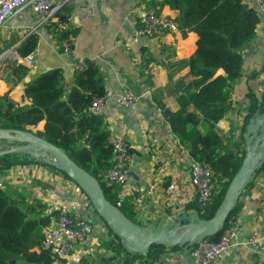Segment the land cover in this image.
Listing matches in <instances>:
<instances>
[{
	"label": "crops",
	"instance_id": "0c3cea01",
	"mask_svg": "<svg viewBox=\"0 0 264 264\" xmlns=\"http://www.w3.org/2000/svg\"><path fill=\"white\" fill-rule=\"evenodd\" d=\"M160 1L55 0L70 10L67 29H78V35L67 52L64 48L61 50L56 35L48 27L32 32L37 15L31 6L9 18L0 28V96L9 94L16 106L31 105L32 100L25 94L26 85L55 69L62 72L66 100L76 86L79 74L75 73V66L81 61L98 66L104 75L106 91L127 89L138 97L132 110L109 103L107 114L102 117L110 136H122L131 148V178L124 189V199L134 221L146 228L158 226L176 214L194 215L196 212L189 206L197 201L196 190L190 181V167L195 160L190 147L172 132L161 106L172 112L179 110L177 97L181 94V87L178 83L183 81L188 85L192 76L188 67L178 68L177 62L187 61L194 55L199 37L191 31L183 35L178 29L174 33L136 40L137 11L155 9L152 4ZM243 2L259 12L260 23L255 39L241 50L243 66L240 79L233 84L231 110L217 125L204 120L198 131L204 135L216 126L225 148L243 151L246 155L241 128L251 99L256 100L257 108L264 105V16L253 0ZM159 13L176 22L177 10L166 5L159 9ZM57 20L55 17L53 22ZM32 34L38 36V45L30 54L34 61L30 67L26 63L30 55L22 56L20 49ZM17 65L29 69L21 79L19 72H13ZM217 75H225V72L219 70ZM44 128L45 121H42L29 129L36 134L44 132ZM170 184L182 191L177 203L169 202L167 197ZM0 185L18 187L29 203L39 200L46 204L47 214L68 210L84 215L87 211L85 196L79 192L78 186L61 173L38 164L11 168L0 176ZM67 188L72 190V195L63 193L65 197L59 200L58 195L68 192ZM77 192L83 198L80 195L79 199ZM240 204L241 209L234 219L238 227L237 245L214 264H264V252L255 253L243 244L253 235L259 236L264 244V164L254 176L251 188L240 198ZM91 217L95 223L92 241L78 248L64 264H121L125 253L116 255L110 246H103V242L110 238L108 229L93 211ZM191 252L189 245L167 248L159 258L146 260L143 257L135 264H192Z\"/></svg>",
	"mask_w": 264,
	"mask_h": 264
},
{
	"label": "trees",
	"instance_id": "16d2710c",
	"mask_svg": "<svg viewBox=\"0 0 264 264\" xmlns=\"http://www.w3.org/2000/svg\"><path fill=\"white\" fill-rule=\"evenodd\" d=\"M166 5L178 11L176 24L183 35L191 31L199 39L194 55L187 61L177 62L178 68L188 67L192 76L188 85L183 81L178 83L181 87V94L177 97L179 110L172 112L161 106L162 113L172 132L190 147L193 159L211 167V202L204 211L197 201L189 206L202 219H211L219 208L230 181L239 170L245 153L225 148L216 126L204 135L198 131V127L204 120L217 125L231 110L233 84L240 79L243 66L241 50L255 39L260 16L257 10L248 7L243 0H161L152 4L158 13ZM69 16L70 10L64 6L55 14L58 20L48 27L56 35L61 50L66 40L73 41L78 35V29H59L68 23ZM37 45L38 36L30 35L21 46V55L32 54ZM87 64L88 68L77 76L76 86L66 100L64 79L59 69L46 72L26 85V97L32 100L29 106H16L9 94L0 96V129L32 132L30 127L45 121L44 132H37L36 135L61 148L79 166L96 177L107 199L117 206L121 190L108 186L100 176L114 166L109 143L110 133L106 129L104 117L90 111L93 98L102 97L106 93L104 75L96 64ZM219 70H223L225 75H217ZM13 72H19L21 79L28 74L29 69L17 65ZM250 103L245 121L257 110L254 98ZM32 163L61 173L73 182L65 173L27 153L0 156V176L7 174L15 166ZM252 183L253 179L243 195L248 192ZM90 206L110 235L103 246H110L116 255L125 253L121 264H135L137 259L143 257L155 260L167 249L152 246L146 254L129 252L91 202ZM117 207L135 222L128 211L126 199ZM47 208L39 200L29 203L27 196L16 186L0 185V264H54L51 253L42 248L43 228L50 223ZM240 209L239 199L225 228L231 220L234 221ZM61 211L52 213L58 217ZM221 234L222 232L209 239L217 242ZM189 246L192 249L194 247Z\"/></svg>",
	"mask_w": 264,
	"mask_h": 264
},
{
	"label": "built area",
	"instance_id": "2783aa9c",
	"mask_svg": "<svg viewBox=\"0 0 264 264\" xmlns=\"http://www.w3.org/2000/svg\"><path fill=\"white\" fill-rule=\"evenodd\" d=\"M253 2L264 16V0H253ZM29 6L37 15V23L32 28V32H35L39 28L49 27L56 12L64 6V3L57 4L55 0H0V28L9 18ZM135 16L136 40L155 37L162 33H174L178 30L176 22L162 16L155 9H139ZM70 20L71 17L68 18V23ZM68 23L63 24L59 29H67ZM71 47V39L63 43L66 52ZM33 62V56H28L27 65L31 67ZM87 68L88 64L81 61L76 64L75 73L80 74ZM111 102L121 109L132 110L138 102V97L127 89L121 92L106 91L104 96L93 98L90 111L96 115L105 116ZM109 143L112 147L114 166L100 176L108 186L121 190L117 203V206H120L125 197L124 189L129 185L131 178V148L122 136L116 134L109 137ZM212 177L213 173L209 164L200 161H194L191 164L190 181L196 190L197 202L202 211L213 197ZM166 191L171 203H177L182 197V191L175 184H170ZM85 201L87 211L84 215L71 213L68 210H62L58 217L52 213L53 211L49 213L50 223L43 228L42 248L51 253L54 264H63L74 255L78 248L89 245L93 239L95 232V223L91 217L93 209L87 197ZM237 240L238 227L235 221L231 220L217 242L206 238L194 245L191 252L192 264H214L231 252L237 245ZM243 244L255 253L264 252L263 240L257 235H253Z\"/></svg>",
	"mask_w": 264,
	"mask_h": 264
},
{
	"label": "water",
	"instance_id": "95a60500",
	"mask_svg": "<svg viewBox=\"0 0 264 264\" xmlns=\"http://www.w3.org/2000/svg\"><path fill=\"white\" fill-rule=\"evenodd\" d=\"M246 155L230 181L223 200L211 219L198 213L187 216L176 214L158 226L141 227L109 201L100 181L79 166L61 148L29 131L0 129V156L30 154L65 173L81 189L98 214L121 239L131 253L146 254L152 246L167 248L194 246L199 241L220 234L239 199L264 164V105L249 115L241 128ZM10 148H7V145ZM173 225H175L173 227Z\"/></svg>",
	"mask_w": 264,
	"mask_h": 264
},
{
	"label": "rangeland",
	"instance_id": "374dc122",
	"mask_svg": "<svg viewBox=\"0 0 264 264\" xmlns=\"http://www.w3.org/2000/svg\"><path fill=\"white\" fill-rule=\"evenodd\" d=\"M2 142H0V144H1ZM5 144V143H4ZM7 145V144H6ZM77 187V186H76ZM78 188V187H77ZM43 190H45V189H43ZM66 191H68V192H61L60 193V195H58V197L60 198L59 200H62V198H64L65 196L63 195V193H68V196H71L72 194V190L71 189H66ZM70 191V192H69ZM77 194H78V196H79V199H81V197H80V195L82 196V194L81 193H79V192H77ZM67 198V197H66ZM82 198H83V196H82ZM64 264V263H63Z\"/></svg>",
	"mask_w": 264,
	"mask_h": 264
}]
</instances>
